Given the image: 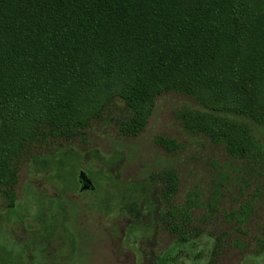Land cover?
<instances>
[{"label":"trees","instance_id":"trees-1","mask_svg":"<svg viewBox=\"0 0 264 264\" xmlns=\"http://www.w3.org/2000/svg\"><path fill=\"white\" fill-rule=\"evenodd\" d=\"M169 92L197 106L188 112L187 130L234 158L258 157L264 172L253 130L264 125V0H0V194L6 217L23 224L27 219L14 187L33 150L57 149L83 136L113 107L119 109L118 134L136 137L156 100ZM54 164L67 174L63 160ZM156 180V194L170 203L176 174L164 171ZM131 188L116 194L132 231L142 213L137 198L128 201ZM58 204L61 213L42 216V223L30 218L16 252L0 248V264H50L66 245L67 264L89 254L64 224L66 210ZM188 208L158 213V224L177 240L154 264H166L201 233ZM236 220L245 223L241 214ZM238 227L233 237H215L213 251L243 246ZM253 253L255 259L264 250Z\"/></svg>","mask_w":264,"mask_h":264},{"label":"rangeland","instance_id":"rangeland-1","mask_svg":"<svg viewBox=\"0 0 264 264\" xmlns=\"http://www.w3.org/2000/svg\"><path fill=\"white\" fill-rule=\"evenodd\" d=\"M195 108L190 98L165 93L136 137L118 134L119 109L113 107L83 136L57 149L33 150L14 187L16 203L22 215L27 214L24 224L6 217V201L0 194V248L16 252V242L23 237L22 228L32 223L30 218L42 223V216L61 213V202L67 216L64 224L78 246L84 244L89 251L86 262H80L83 256L77 254L68 264H154L177 240L158 224V213L189 206L192 225L201 233L172 252L166 264H264V255L253 259L256 247L264 250V244L255 241L264 239L262 161L234 158L222 145L187 130L185 120ZM253 130L264 154V125ZM59 160L64 161L67 174L55 171ZM164 171L174 172L178 180L170 203L156 194V177ZM80 172L96 189H81ZM127 185L132 187L128 201L137 198V210L142 213L132 231L128 209L118 204L121 199L116 194ZM240 214L243 225L236 220ZM236 227L243 231V246L226 244L223 253L213 251L215 237L224 233L233 237ZM58 250L60 255L50 264H67L70 246ZM46 254L49 259L48 250Z\"/></svg>","mask_w":264,"mask_h":264},{"label":"water","instance_id":"water-1","mask_svg":"<svg viewBox=\"0 0 264 264\" xmlns=\"http://www.w3.org/2000/svg\"><path fill=\"white\" fill-rule=\"evenodd\" d=\"M79 181H80L81 183H83L81 189H87L88 187L90 188V186H91V189L94 188V187L92 186V183L86 178V176L83 175L82 172H80V174H79Z\"/></svg>","mask_w":264,"mask_h":264},{"label":"flooded vegetation","instance_id":"flooded-vegetation-1","mask_svg":"<svg viewBox=\"0 0 264 264\" xmlns=\"http://www.w3.org/2000/svg\"><path fill=\"white\" fill-rule=\"evenodd\" d=\"M80 185H81V188H82L83 183H80ZM90 187H91V186H90Z\"/></svg>","mask_w":264,"mask_h":264}]
</instances>
